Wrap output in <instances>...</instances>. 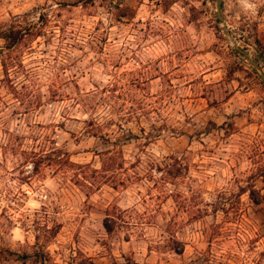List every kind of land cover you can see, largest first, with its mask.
Returning <instances> with one entry per match:
<instances>
[{
    "label": "rangeland",
    "instance_id": "1",
    "mask_svg": "<svg viewBox=\"0 0 264 264\" xmlns=\"http://www.w3.org/2000/svg\"><path fill=\"white\" fill-rule=\"evenodd\" d=\"M215 2L0 0V264H264V0Z\"/></svg>",
    "mask_w": 264,
    "mask_h": 264
},
{
    "label": "water",
    "instance_id": "2",
    "mask_svg": "<svg viewBox=\"0 0 264 264\" xmlns=\"http://www.w3.org/2000/svg\"><path fill=\"white\" fill-rule=\"evenodd\" d=\"M222 3V0H216L215 2V13L216 16L220 19V14H219V9H220V5ZM226 33V32H224ZM236 50L240 53H242V55L244 56L245 60L251 65V67L257 72L258 76L260 77L261 81L264 83V73L262 71H260V66L258 65V63H256L252 58L249 57V55L245 52H243L241 49L236 48Z\"/></svg>",
    "mask_w": 264,
    "mask_h": 264
},
{
    "label": "trees",
    "instance_id": "3",
    "mask_svg": "<svg viewBox=\"0 0 264 264\" xmlns=\"http://www.w3.org/2000/svg\"><path fill=\"white\" fill-rule=\"evenodd\" d=\"M13 42H14V39H13ZM116 140H119L120 142H125V141L128 140V138L127 137H117ZM103 227H104V229L106 231H110L111 228H112L111 225L106 223V222H103ZM174 250H175L176 253H180L182 251V248H179V249H175L174 248ZM25 257H27V256H24V257H21V258H25ZM34 258H36V255H34Z\"/></svg>",
    "mask_w": 264,
    "mask_h": 264
}]
</instances>
